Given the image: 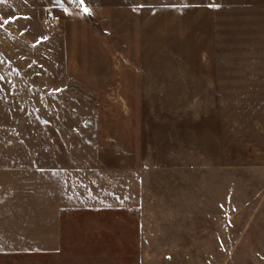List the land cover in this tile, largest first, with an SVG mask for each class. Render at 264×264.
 Returning <instances> with one entry per match:
<instances>
[{
    "label": "rangeland",
    "instance_id": "1",
    "mask_svg": "<svg viewBox=\"0 0 264 264\" xmlns=\"http://www.w3.org/2000/svg\"><path fill=\"white\" fill-rule=\"evenodd\" d=\"M238 4L0 0V264L248 262L264 103Z\"/></svg>",
    "mask_w": 264,
    "mask_h": 264
},
{
    "label": "crops",
    "instance_id": "2",
    "mask_svg": "<svg viewBox=\"0 0 264 264\" xmlns=\"http://www.w3.org/2000/svg\"><path fill=\"white\" fill-rule=\"evenodd\" d=\"M237 9L238 46L240 62L238 67L239 82L245 83L248 91L255 92L264 103V0H238ZM264 184V173H262ZM264 186V185H263ZM262 217L239 219L232 225L239 226L238 254L242 259H249L246 264H264V194L262 198ZM224 220V225H227ZM217 247L220 255L231 256L225 241L230 236L224 232L218 234ZM5 248L0 247V252Z\"/></svg>",
    "mask_w": 264,
    "mask_h": 264
},
{
    "label": "snow or ice",
    "instance_id": "3",
    "mask_svg": "<svg viewBox=\"0 0 264 264\" xmlns=\"http://www.w3.org/2000/svg\"><path fill=\"white\" fill-rule=\"evenodd\" d=\"M74 2L79 3V4H83L84 3V0H74ZM83 10H84L85 13H88L89 12V9L87 7H85ZM9 22H11V21L10 20L0 21V27H2L3 24H7Z\"/></svg>",
    "mask_w": 264,
    "mask_h": 264
},
{
    "label": "built area",
    "instance_id": "4",
    "mask_svg": "<svg viewBox=\"0 0 264 264\" xmlns=\"http://www.w3.org/2000/svg\"><path fill=\"white\" fill-rule=\"evenodd\" d=\"M59 16L58 15H56V16H52V18H51V22H56L57 20H59Z\"/></svg>",
    "mask_w": 264,
    "mask_h": 264
}]
</instances>
